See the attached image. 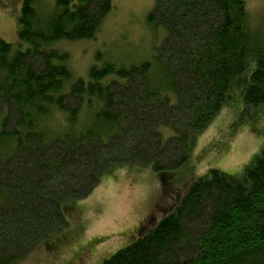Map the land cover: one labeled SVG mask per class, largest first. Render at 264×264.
<instances>
[{"label":"trees","instance_id":"1","mask_svg":"<svg viewBox=\"0 0 264 264\" xmlns=\"http://www.w3.org/2000/svg\"><path fill=\"white\" fill-rule=\"evenodd\" d=\"M155 1L164 42L127 67L96 53L77 76L63 48L95 40L111 0H22L17 44L0 37V264L60 232L61 205L113 168L151 166L165 186L236 92L264 107V35L245 0ZM146 217L101 264H264V148L239 182L210 169L153 227Z\"/></svg>","mask_w":264,"mask_h":264},{"label":"rangeland","instance_id":"2","mask_svg":"<svg viewBox=\"0 0 264 264\" xmlns=\"http://www.w3.org/2000/svg\"><path fill=\"white\" fill-rule=\"evenodd\" d=\"M111 1L114 9L95 40L63 46L77 76L85 75L96 53L127 67L152 59L164 42L165 29L147 21L155 0ZM245 2L252 27L264 35V0ZM21 3L0 0V37L14 45ZM254 65L250 58L247 75ZM263 148L264 107H246L240 90L198 135L190 157L169 173L165 186L151 166L121 165L109 170L87 197L61 205L67 224L20 264H101L134 241L146 216L153 220L149 228L158 223L208 170H219L237 183Z\"/></svg>","mask_w":264,"mask_h":264}]
</instances>
